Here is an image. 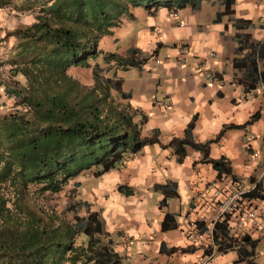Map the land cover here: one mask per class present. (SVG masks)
<instances>
[{"label": "trees", "instance_id": "16d2710c", "mask_svg": "<svg viewBox=\"0 0 264 264\" xmlns=\"http://www.w3.org/2000/svg\"><path fill=\"white\" fill-rule=\"evenodd\" d=\"M235 1L0 0V9L34 16L31 24L6 35L15 38V45L5 63L24 82L13 83L15 108L0 116V264H121L100 212L79 196L80 183L74 180L87 172L99 178L144 146L171 148L177 164L189 148L210 165L216 179L235 180L224 157L209 158V145L226 130L241 126H223L214 139L196 143L191 136L192 118L183 136L171 138L166 145H160L156 131L142 137L146 117L123 103L130 96L122 91L116 70H140L155 51L142 54L129 48L120 55L100 46L122 20L134 18V8L141 7L151 16L159 9L170 14L186 8L196 12L204 2L216 8L214 22L223 17L232 22V69L241 72L237 82L242 92L259 86L264 90V41L256 42L244 32L249 21L233 19ZM70 68H89L91 84L83 85L68 75ZM257 117L256 112L244 125ZM69 185L67 199L59 208L52 202ZM154 189L163 195L161 204L175 195L173 183ZM117 190L123 196L132 195L124 185ZM246 195L264 200L258 184ZM224 232L219 226L218 242ZM238 252L251 262L252 247Z\"/></svg>", "mask_w": 264, "mask_h": 264}, {"label": "crops", "instance_id": "0c3cea01", "mask_svg": "<svg viewBox=\"0 0 264 264\" xmlns=\"http://www.w3.org/2000/svg\"><path fill=\"white\" fill-rule=\"evenodd\" d=\"M202 6L206 7L201 13L205 24L198 17ZM208 6L203 2L199 11L187 8L178 11L174 19L164 9L151 16L145 13L144 26L127 37L126 45L117 54L124 55L127 49L135 48L142 54L155 51V55L140 70L134 69L137 77L128 91L122 90L130 96L123 103L146 117L140 135L149 137L156 131L160 145H166L173 137L181 138L192 118L191 136L196 143L214 139L223 126H241L226 130L216 142L211 143L208 156L211 159L224 157L235 178L232 181L240 183L244 189L258 184L264 192V90L259 86L249 93L242 92L237 82L241 72L232 69L235 58L232 22L226 17L214 22L217 10ZM233 9V19L249 21L250 27L244 32L256 42L264 41V0H236ZM185 10L190 15H184ZM33 21L34 16L30 12L22 14L9 8L0 9V62L5 69L0 72V116L15 108L11 98L13 83L20 79L24 82L19 74L9 71L10 67L5 63L15 45V38L6 35ZM182 23L185 32L176 31ZM160 26L169 27L172 31L165 44L161 41ZM113 39L116 40L111 41L112 44L118 45L119 38L113 36ZM162 47L169 48L164 62L158 56ZM209 53L213 56L209 57ZM155 61H159L158 64ZM207 71L218 79L220 88L207 85L204 76ZM256 112L257 119L244 125ZM254 142L261 146L260 157L252 148ZM229 146L243 147V155H231L227 150ZM200 159L198 152L187 148L182 163L177 164L171 148L162 149L158 144L144 146L116 168L119 173L114 169L98 178L101 180L87 194L92 201L82 198L91 203L92 210L100 212L121 264L195 262L201 251L186 243L176 222L187 199L206 193L207 187L216 181L210 165ZM244 164L246 168H243ZM166 183H173L175 195L164 205L161 204L163 195L154 186ZM120 185L128 187L132 195L120 194L117 190ZM172 200L176 204L170 206ZM248 200L252 206L264 205V200ZM166 215L165 228H162ZM245 233L249 242L245 249L252 247L253 253L249 264H264V231L247 224ZM169 249L174 251L169 253ZM212 264L248 262L240 257L238 250L228 249L220 253Z\"/></svg>", "mask_w": 264, "mask_h": 264}, {"label": "built area", "instance_id": "2783aa9c", "mask_svg": "<svg viewBox=\"0 0 264 264\" xmlns=\"http://www.w3.org/2000/svg\"><path fill=\"white\" fill-rule=\"evenodd\" d=\"M176 16V13L171 14L173 19ZM183 50L184 48L181 49ZM212 56L213 53H209V57ZM155 64H158V61H155ZM4 70L0 65V72ZM204 76L208 81L207 85L220 88L221 83L213 73L207 71ZM11 98L15 100L16 95L11 93ZM243 168H246V164ZM253 187L252 185L246 190L240 183L225 176L217 179L211 187H207L206 193L187 199L178 213L176 227L187 244L201 251L193 264H212L220 253L228 249L239 251L242 247L246 248L247 224L264 231V205L248 204L246 194ZM168 200L165 199L163 204L166 205ZM219 226H223L225 231L221 242L217 239Z\"/></svg>", "mask_w": 264, "mask_h": 264}, {"label": "rangeland", "instance_id": "374dc122", "mask_svg": "<svg viewBox=\"0 0 264 264\" xmlns=\"http://www.w3.org/2000/svg\"><path fill=\"white\" fill-rule=\"evenodd\" d=\"M209 7V6H208ZM206 8L204 6H202V9L201 11L198 13V17L202 20V24H205V17H202L201 16V13L204 11L203 9ZM209 8H212V7H209ZM183 14H189V11L188 10H185L183 12ZM132 15H133V19L132 20H122V23L120 25V27L116 30L113 31V35L111 37H106V38H103L101 41H100V46L102 49H104L105 51L107 52H116L118 53L119 51H121V49L124 48V46L126 45V40H127V37L134 33L135 31H137L138 29L142 28V26H144V18H146L145 16V12L142 10L141 7H137V8H134L132 10ZM169 19V18H168ZM181 22H182V17L180 18ZM160 30H161V33H162V43H167L168 38L171 37V28L169 27H164L163 26L161 27L160 26ZM176 31H184L185 32V28H183V23H182V27L179 28V30H177L176 28ZM160 33V32H159ZM117 37L119 38V43L118 45L114 46L112 44V37ZM182 38L186 39L185 38V35H182ZM166 49H169L168 47L165 48V47H162L160 48V51L158 53V56L160 58V61L161 62H164L167 60L168 58V55L166 53ZM159 62V61H158ZM97 63L101 65V61L100 59L97 60ZM0 65L3 66V63L0 62ZM67 73L68 75H70L72 78L76 79L79 83L83 84V85H90L91 84V76H90V69H83V68H70L67 70ZM111 75V73H110ZM116 76L118 78H121L122 81H123V84H122V90L123 91H128L129 88L132 87L133 83L135 82L136 80V77H137V74L135 72L134 69H128V70H125V71H122V70H116ZM19 85H21L23 82H21V79L17 82ZM14 109V108H13ZM12 109V110H13ZM10 110V111H12ZM9 111V112H10ZM252 148L255 150L256 154L260 157L262 156V149H261V146L260 144H258V142H254L252 144ZM227 150L231 153V155H235V156H241L243 155V147H239V146H234V147H227ZM115 172H118L116 169L114 170ZM119 173V172H118ZM101 179H98L96 177H93L92 174L90 172H87L85 174H82V175H79L74 181H78L80 183V188H79V193H80V196L81 198H86L88 199L89 201L92 199L89 197L88 192H92V189L95 185H97V183L100 181ZM71 185L65 187L63 189V191L60 193L59 197L56 198L52 203L55 204L57 207L60 208V206L62 207L63 205V202L66 201V196L67 195V192L68 190L70 189ZM153 194V193H152ZM129 199V198H127ZM91 204V203H90ZM176 204V201L172 200L169 205H175ZM149 208V207H148Z\"/></svg>", "mask_w": 264, "mask_h": 264}, {"label": "clouds", "instance_id": "9594fccd", "mask_svg": "<svg viewBox=\"0 0 264 264\" xmlns=\"http://www.w3.org/2000/svg\"><path fill=\"white\" fill-rule=\"evenodd\" d=\"M217 180V179H216ZM232 180V179H231ZM164 202V201H163Z\"/></svg>", "mask_w": 264, "mask_h": 264}]
</instances>
